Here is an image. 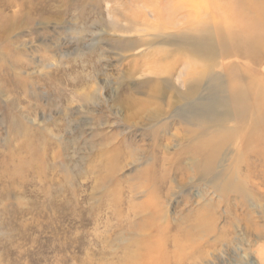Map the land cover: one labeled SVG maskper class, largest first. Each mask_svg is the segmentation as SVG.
<instances>
[{
    "label": "rangeland",
    "instance_id": "rangeland-1",
    "mask_svg": "<svg viewBox=\"0 0 264 264\" xmlns=\"http://www.w3.org/2000/svg\"><path fill=\"white\" fill-rule=\"evenodd\" d=\"M138 1L0 0V264H264V152L233 143L189 177L194 125L123 121L150 62L117 30L158 0Z\"/></svg>",
    "mask_w": 264,
    "mask_h": 264
},
{
    "label": "bare ground",
    "instance_id": "bare-ground-1",
    "mask_svg": "<svg viewBox=\"0 0 264 264\" xmlns=\"http://www.w3.org/2000/svg\"><path fill=\"white\" fill-rule=\"evenodd\" d=\"M147 10L150 12L138 13L117 30L122 33L131 28L139 34V40L129 41V51L136 46L149 48L142 53L149 58L144 59L146 65L150 62L147 68L134 64L125 73L126 79L146 76L131 88L138 94L125 92L123 108L130 112L123 118L125 124L167 129L166 121L174 117L194 125L187 136L195 135V146L207 150L208 156H203L204 162L198 161L189 177L212 176L221 150L233 143L254 144L258 152H264V147L260 148L264 144V0H158ZM164 14L173 18L161 22ZM98 93L102 99L101 88ZM162 108L166 116H157ZM239 114L249 118V123L245 126L242 119L231 133L237 119L230 117ZM232 167L237 176L238 161ZM217 177L216 173L209 178L211 186L221 184ZM245 181L241 176L239 188ZM226 190L223 188L224 195ZM212 231L209 228L200 235H211ZM190 234L182 232L180 236L191 240Z\"/></svg>",
    "mask_w": 264,
    "mask_h": 264
}]
</instances>
